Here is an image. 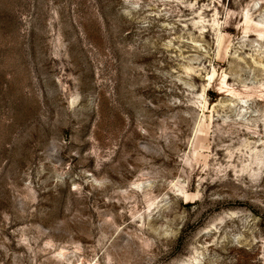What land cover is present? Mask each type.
<instances>
[{"label":"rangeland","instance_id":"rangeland-1","mask_svg":"<svg viewBox=\"0 0 264 264\" xmlns=\"http://www.w3.org/2000/svg\"><path fill=\"white\" fill-rule=\"evenodd\" d=\"M246 11L264 0H0V264H264Z\"/></svg>","mask_w":264,"mask_h":264},{"label":"bare ground","instance_id":"bare-ground-1","mask_svg":"<svg viewBox=\"0 0 264 264\" xmlns=\"http://www.w3.org/2000/svg\"><path fill=\"white\" fill-rule=\"evenodd\" d=\"M198 22L200 23V27H204V25L202 24L203 22L201 20H197V23ZM211 23H212V25H214L216 27L218 25V21H217L216 18L215 19H212V22ZM243 23H244V28L243 29H244L245 32H247L249 30H252V31L256 32V34L258 35V37H261L263 39V41H264V19L263 20H259V21H252V18L250 16V14L248 13V11H246L244 13V21H243ZM216 37H217V41L220 43V40L223 37V35L221 34V31L219 30L218 27L216 29ZM187 68H189V67H187ZM212 77H213V72L209 75V79H211ZM202 139H203V132H202V130L200 128H198L196 130V132H195L194 141H193V148L194 149L198 148V146L200 144V141ZM263 160H264V150L262 152H259L258 151L256 153H254V157H253V160H252L253 163H255L256 165H258V164L262 163ZM180 188H182V187H180ZM189 264H190V262H189Z\"/></svg>","mask_w":264,"mask_h":264}]
</instances>
